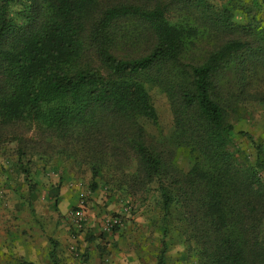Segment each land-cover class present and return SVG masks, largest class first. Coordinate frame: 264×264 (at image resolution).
<instances>
[{
    "label": "trees",
    "instance_id": "trees-1",
    "mask_svg": "<svg viewBox=\"0 0 264 264\" xmlns=\"http://www.w3.org/2000/svg\"><path fill=\"white\" fill-rule=\"evenodd\" d=\"M183 6L219 33L170 21L163 0H0V128L25 121L81 143L92 170L107 155L121 163L126 150L133 177L155 183L163 216L179 212L199 264H264V152L236 127L252 118V105H264V19L236 22L202 0ZM129 18L151 43L137 57H118L115 48L131 38L119 22ZM189 48L196 53L185 61ZM145 83L164 93L172 113L173 131L158 145L142 127L156 118Z\"/></svg>",
    "mask_w": 264,
    "mask_h": 264
},
{
    "label": "rangeland",
    "instance_id": "rangeland-1",
    "mask_svg": "<svg viewBox=\"0 0 264 264\" xmlns=\"http://www.w3.org/2000/svg\"><path fill=\"white\" fill-rule=\"evenodd\" d=\"M163 1L170 21L195 26L193 33H219L204 25L201 13L198 17L184 7L185 0ZM202 1L216 11L226 7L236 22L254 14L264 19V0ZM119 25L131 38L115 48L116 56L137 57L148 51L151 42L140 34L147 31L139 21L129 18ZM186 52L188 61L196 50ZM93 65L107 76L105 68ZM144 86L156 114L154 122L142 121L144 136L149 144L158 145L173 131L172 113L158 87ZM252 110V118L236 127L251 133L264 152V105L254 104ZM236 143L252 154L242 137ZM124 153L121 163L107 155L92 170L94 161L81 143L66 144L25 121L1 127L0 264H52L49 239L55 243L58 264H157L162 241L163 264H199L197 248L179 228V212L171 208L169 216H163L155 183L134 178L135 159ZM79 204L83 215L76 223L71 213ZM112 216L120 223L106 230L105 220Z\"/></svg>",
    "mask_w": 264,
    "mask_h": 264
},
{
    "label": "built area",
    "instance_id": "built-area-1",
    "mask_svg": "<svg viewBox=\"0 0 264 264\" xmlns=\"http://www.w3.org/2000/svg\"><path fill=\"white\" fill-rule=\"evenodd\" d=\"M80 202H82V201H80ZM81 207L82 206H80V204H79V206L75 210H73L72 213H71L73 215L76 223L81 220L82 215H83ZM105 221L106 222H105L104 228L106 230H110L114 226L119 225L120 218L117 217V216H112V217L107 218ZM78 225H80V224H78Z\"/></svg>",
    "mask_w": 264,
    "mask_h": 264
}]
</instances>
